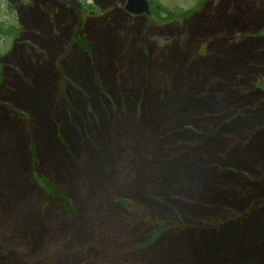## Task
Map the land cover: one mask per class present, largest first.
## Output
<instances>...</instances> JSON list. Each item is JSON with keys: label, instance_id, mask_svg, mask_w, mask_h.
Masks as SVG:
<instances>
[{"label": "rangeland", "instance_id": "1", "mask_svg": "<svg viewBox=\"0 0 264 264\" xmlns=\"http://www.w3.org/2000/svg\"><path fill=\"white\" fill-rule=\"evenodd\" d=\"M126 2L0 0V264H264V0Z\"/></svg>", "mask_w": 264, "mask_h": 264}, {"label": "water", "instance_id": "2", "mask_svg": "<svg viewBox=\"0 0 264 264\" xmlns=\"http://www.w3.org/2000/svg\"><path fill=\"white\" fill-rule=\"evenodd\" d=\"M126 10L133 15H145L149 13L147 0H128Z\"/></svg>", "mask_w": 264, "mask_h": 264}, {"label": "flooded vegetation", "instance_id": "3", "mask_svg": "<svg viewBox=\"0 0 264 264\" xmlns=\"http://www.w3.org/2000/svg\"><path fill=\"white\" fill-rule=\"evenodd\" d=\"M76 3L78 4V2L76 1ZM126 11V10H125ZM127 12V11H126ZM128 13V12H127ZM131 17L133 16V15H131L130 13H128ZM134 17V16H133Z\"/></svg>", "mask_w": 264, "mask_h": 264}]
</instances>
